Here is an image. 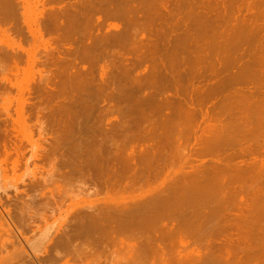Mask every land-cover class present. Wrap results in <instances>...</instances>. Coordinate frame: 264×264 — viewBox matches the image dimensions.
<instances>
[{
  "label": "rangeland",
  "instance_id": "rangeland-1",
  "mask_svg": "<svg viewBox=\"0 0 264 264\" xmlns=\"http://www.w3.org/2000/svg\"><path fill=\"white\" fill-rule=\"evenodd\" d=\"M63 1V4L68 2L74 4L76 1L80 2L83 0ZM49 2L50 0H15L13 3L14 9L9 13L3 9L2 0H0V264H123L124 262V264H128L130 261L131 262L129 264H134L130 258L134 257L133 251L136 249L135 245L137 246V239L135 240L131 238L130 240V237H128L129 235H119L120 237L117 235V240H121V245H125V241L127 240L126 246H130V248L127 247L126 249V247L123 246V248L120 245V242L116 240L117 237L114 240H110L109 237V240L106 241L105 239H108L106 236L109 235L104 236L105 234L103 235L99 231L93 230L92 235L94 232H97L96 234H98V236H100L99 233L101 234V238L98 237L100 240L97 237H94L95 242H93L94 238L91 239V237L94 235H90V238L87 239L89 236L88 232L90 233L92 230L87 233L84 231L83 234L86 235H81L82 232L80 233L81 228L79 226V221L81 220L80 217L84 214H88V211H90V213L93 211L96 212L98 207V209H102V207L104 208L105 206H112L114 204H117L120 207H128L134 200H137L136 196L138 194V198H140V196L144 197L142 194H145L146 197L150 196L152 186L156 188L162 181L165 185L163 186V189L158 188L161 192L157 189H155V192L153 189V192L165 194L167 189L165 187L168 185L167 182L169 178L171 179L177 177L178 174L179 177H186L192 164L195 166L196 164H199L197 169H202L204 164L206 165L210 162L208 160L212 161L214 158L217 156L219 157L220 154L223 155L224 153H220L217 150H214V153L212 152L210 154H206L204 152L207 142H204L206 140L203 141L202 138H205V136H203V132L206 122L201 120L199 112H197L195 116L196 120L192 123V127H194L192 128V133L190 132L186 138H180L179 141L177 139L179 138V132H177L178 129H176L177 126L174 125L172 121L170 122V125L172 123L174 126H171V132L166 134L169 141L167 139H162L159 144L160 146L158 145L159 155L157 159L159 164L157 171L154 172L157 175L153 173L157 178V182H152L155 180V177L151 174V182H149V185H151V188L149 187L150 192L146 190L148 189V185L144 183L143 180L140 181V183H136V187L134 186L135 190L134 187L129 189L131 191L127 189L128 191L126 190L124 194L122 193V195L121 192L118 195H113V192H111L112 194L109 192L106 193L104 190H100L99 192L93 183L91 184V182H88L89 180L87 181L86 179V175L90 172H87L86 169L81 167L84 161L87 162V160H94L93 157H90V154L88 153L89 150L93 149L99 140L102 141V134L104 133L101 132H107L109 131L107 129L111 128L113 130L115 129V131H113L114 133L112 134V140L110 143H120L124 139L123 142L125 141L124 143L126 144V147H128L126 150H128V152L134 151L135 156H137L139 154V150L141 149H139V147L143 144V140L141 141L139 135H134L132 133V135H134L132 136L131 133H128L126 130L122 136L121 132H119L120 126L118 125L115 114L120 112V110L127 113L124 118V123H126L124 124L125 129L127 127L133 130L145 129L149 127L148 123H143L142 121L140 122L135 116H128L129 113H132L130 111L131 107H128V105L132 106L134 104L133 101H136L134 98H137L138 96L141 98L144 97V95L140 96L142 94L146 93L147 96L152 93L158 94V92L153 90V88H151V90L148 89L151 85L147 84L145 79H140L141 76L142 78L147 79L150 72L148 71V68H146L147 71L145 70V72L149 73L141 74L145 68L143 65L140 66L137 63L138 65L135 67L133 74L138 77L139 83H143V90L146 88V90L148 89L150 92L147 93L148 91H143L142 88L141 90H136L135 83L131 84L130 81H126L125 79L121 82V88L125 90H130L129 88H131L133 92L132 99L131 97L129 98L130 100L122 99V102V100L117 98L118 96H115L116 98L114 97V99L116 100H114L111 96L113 92H110L109 89L111 86H114L113 84L111 85V79L114 80V78L119 77L120 74L115 69V67L119 65L117 63L118 57L115 59L112 54L113 52H119L125 54V57L127 55L125 51L120 50L121 48L118 45L103 48L99 46L100 44L96 45L95 38L98 36L95 32L98 31V35L100 31L101 33H106L107 31H110L108 29L111 28L108 27V25L115 26L116 24L118 28L121 27L120 29H122L123 21L121 19H108L110 21L106 20L107 22L105 20H101V23L106 22L105 25L108 23V25H106L107 29L104 23L103 25L101 24L100 27L97 26L100 19L97 20L94 27V24L91 25V23L85 22L86 20H83L82 17L86 15H82L79 16L81 18L78 17L77 20L62 19V27H60L62 31L61 29L57 31L54 30L55 34H53L54 31H48L49 34H47L45 26L48 22L46 19H48L49 16L47 9L50 4ZM197 2L198 4L202 2V4L198 7L191 8L195 13L191 11V9L188 10V7L184 9L186 21L189 24L194 25L195 23H201L200 25L203 26L202 29L205 27L208 34L212 32L213 34L215 33V35L219 34V37L222 35L223 38H226L227 34L231 35L232 33L230 34V31L234 32L235 30L236 34L238 32L245 33L246 38L248 35H255L257 32L255 36L251 35V40H246V42L243 43L242 49L244 50L247 48L245 50L246 52H249V49L256 50V53H258V56L255 55L256 61L258 60L257 57L264 56V49L262 48L264 46V38H262L264 37V0H198ZM58 4L59 1L54 0L52 5L57 6ZM170 6L171 8L173 7L171 4ZM191 13H194L193 15L197 16L194 17ZM203 13L204 16H201L203 20L202 22L200 15H203ZM97 17H99V15ZM195 18L197 19L196 21ZM199 18L200 21H198ZM86 24L87 28L85 26ZM197 24L196 26L199 27ZM88 26H91L90 29H88ZM103 26H105V29ZM206 26L207 28L209 27V29H206ZM83 28L84 30H82ZM64 29H68L70 31L66 30V33ZM252 29L253 33L251 32ZM111 30H113V28H111ZM59 31H61L60 34ZM216 32L218 33L216 34ZM61 33L64 39H55L57 35L61 36ZM73 35L74 38H72ZM82 35L84 36L81 37ZM85 35H88L92 41L88 42L89 39L86 40ZM171 35L173 38V34ZM75 36L77 41L79 39L78 42L74 41ZM85 40L88 43H86ZM219 40L221 41V38ZM221 42L219 43L221 44ZM78 43H80V45H78ZM63 44L65 47H63ZM86 44H95L97 47L96 51L92 55L93 58L91 57L90 60V56H88V53L82 48L83 45L85 47L88 46ZM68 47L69 51H67ZM142 52L139 51V53H132L130 55L131 57L129 56L132 61L129 59L128 65L135 64L136 61L133 59L136 55L140 56ZM65 57L67 59L64 60L63 58ZM261 57L259 59L262 60ZM261 60L258 61V63L256 62V64L259 66L261 64L264 65L263 60ZM139 66L140 68L142 67V69H140ZM259 66L256 67H258L257 70L259 69L258 71L261 73L263 71L260 70H263L264 66ZM102 70L106 73L104 75L106 77L108 76L107 78L102 75ZM111 74L113 75L112 77L110 76ZM135 76L134 78L137 79ZM258 79H260V81ZM262 79L264 81L263 76L259 77L257 75L255 82L259 83ZM46 82L49 83L47 85L50 87L52 86L51 89L53 90L49 91L50 93L47 91L45 92V88V90L40 89V86L42 87L44 83L46 84ZM101 82H104V85H101ZM108 83H110V85ZM129 85L131 87H129ZM92 87L95 88L93 89ZM96 87H99V91ZM105 89H109V92L107 90L109 94L105 92L106 94L104 95ZM166 90L161 91H165L161 93V97H172L174 92L169 89ZM229 90L232 91L234 88L229 87L227 91ZM141 91H143V93ZM166 92L168 94H166ZM93 93L95 98H92ZM104 96H107L108 99L104 98ZM110 96L112 97V102L114 103L116 101V104L114 103L109 105V102H111ZM171 97L168 99H171ZM130 101L132 102L130 103ZM215 101L216 100H212L210 102L208 101L203 103V108H201L203 109L202 111H205L208 107L211 109V107L214 106L211 105V103L215 104ZM128 102L130 104H127ZM146 102L147 103L145 104L149 105L148 100H146ZM145 104L143 105V109L145 112H148V106H145ZM217 105L215 104V106ZM110 106H112V108H109ZM169 112L171 113L172 110L165 109L157 113H152L150 114V119L158 122L159 124L162 113L163 115H168ZM177 119L178 117L176 116L172 117V120L175 123ZM155 127L159 128L158 125ZM153 140L158 141L157 138H154ZM248 140L251 139L248 138ZM254 140L255 139L252 141ZM245 143L246 142L243 143V146L246 145ZM249 143L252 142L249 141ZM231 148L232 150L238 151V146L235 144H233ZM225 151L227 152V150ZM260 153H262L261 156L264 160V148ZM248 158V155L245 154L243 158H236V161H240V159L247 160ZM234 161L235 159L233 162ZM160 178L162 181H160ZM141 184H146L144 185L145 188L144 186L142 188ZM95 189L97 190V193ZM133 196L134 199H132ZM245 198L243 200L246 202L243 201V203H246L248 206H243L241 210L242 212H237L235 209L230 213L228 212L229 214L227 212H222L218 215L216 214V216H214L211 220H215L214 224L217 223L215 224L216 226L213 225V222L211 224V221H209L210 223L208 222V225H210V229H208V225L205 224L202 228V233H194V236L193 230L182 221H179V223L176 220H173V222L171 219L169 220L167 218L166 220L164 219L165 222L164 220H161L160 224L163 222V224L165 223V226L167 223L172 225L174 223V230L176 229L175 232L177 235L175 238L173 237V243H171L172 241L170 242L172 246V251L170 252L172 253V259L167 260L169 256L166 254L165 256L167 258L165 256H161L165 259L160 258L155 260L156 262L153 261V264H189L192 260H197L194 259L195 256L203 257L204 255L205 257L203 258L206 259L205 264H264V212L254 211L256 208L252 206L247 198V200ZM195 203H192V205L190 203V207L196 206ZM92 208L96 209L93 210ZM178 208H189V202L184 201V203H180ZM79 213L81 215H79ZM259 214L260 217H258ZM234 215H242L241 220L238 221L240 223L233 224L232 222L230 223L232 226H226V229L223 230V220L225 219V221H227L234 219ZM253 219H256L257 221L259 219L263 222H261V224H256V226L248 225L251 224L250 220ZM77 224V234H80L77 235L78 237L75 236L76 231L73 236L72 232L74 231H71L72 229L76 230L73 226L75 225L74 227H76ZM157 224L156 228L158 230L162 225L158 224L157 226ZM259 226H261V228ZM214 227H216V229H214ZM218 227L219 231L217 230ZM163 228L158 231L161 235L164 233L162 230ZM212 229L216 230L215 232L218 236L216 233L213 235L212 232L214 231H212ZM142 231L138 229L137 233H141ZM66 232L69 233V235L71 234L70 236L72 239L66 240L69 237L65 239L66 236H69ZM114 236L116 235H112L111 238H114ZM104 237L106 238L104 239ZM102 238L104 242L101 243L100 241H102ZM96 239L99 241L97 242ZM164 240L163 243L162 241L158 242L159 246L161 247L160 244L162 243L163 246L166 245L170 248V240L168 238H164ZM223 240L226 242H223ZM130 241L133 242L131 243ZM227 241L231 242L227 243ZM129 242L131 245L135 243V245H132L134 246L133 248H131V245H128ZM204 242H207L206 245ZM178 246L180 248H178ZM177 248L179 251L176 250ZM220 248L222 249L219 250ZM194 252H196V254L198 253L200 256H194ZM189 254L192 256L190 257ZM147 261L144 264L152 263L151 259H148ZM203 261L205 260H202L201 263L199 260L201 264H204Z\"/></svg>",
  "mask_w": 264,
  "mask_h": 264
},
{
  "label": "bare ground",
  "instance_id": "bare-ground-1",
  "mask_svg": "<svg viewBox=\"0 0 264 264\" xmlns=\"http://www.w3.org/2000/svg\"><path fill=\"white\" fill-rule=\"evenodd\" d=\"M14 1L15 0H8V1L2 0L3 9L10 13L14 9V4H13ZM53 1L54 0H50L49 2L50 4L47 7L48 12H49L48 19H46V21L48 22L45 26L47 30V34H49L48 31L60 30L61 29L60 27H62V22H63L62 19L77 20L78 17L82 15H86L82 17V19L86 20L85 22L87 23H91V25L94 24L93 25L94 27L97 23V20L99 19L100 20L98 21V24H97L98 27H100V25L101 24L103 25L104 23V22L101 23L102 22L101 20L106 21L108 19H114V20L121 19L123 21L122 29H120L121 27L118 28L117 24L116 25L114 24L115 26H112V25L109 26L107 23L106 25H108V27L113 28V30H111V28L108 29L107 26L105 25V23L107 22L106 21L104 25L110 31L106 30L107 31L106 33H103V32L101 33L100 31L99 35H98V31L95 32L97 33V36H98L97 38H95L96 45L100 44L99 46L101 48L118 45L121 48L120 50L125 51L127 55L125 57V54H122L119 52H113L112 54L113 58L116 59V57H118L117 63L119 65L116 66L115 69L120 74V76L118 75L119 77H116V78L113 77L114 80L111 79L112 80L111 85L113 84L114 86L113 87L111 86L112 88L110 87L109 89H110V92L114 93V94L113 93L111 94L113 99L115 96L116 97L118 96L117 98L119 100H122V99L130 100L129 99L130 97L132 99V93H133L132 89L129 88L130 90L128 89L125 90L121 88L122 87L121 82H123V80L125 79L126 81H130L131 84L135 83L136 87L135 86L134 87L136 90H139V89L141 90L143 83L142 82L139 83L138 77H136L133 74L135 71L134 69L138 64L140 66L143 65V67L145 68L144 71L141 72V74L142 73L148 74L150 72L148 74L149 76L146 75L148 77L147 79L142 78V76L140 79L142 80L145 79L146 80L145 82L151 85V87L148 89L151 90V88H153V90L158 92V94L152 93L151 95H147V96H146V93L142 94L140 96L144 95V97L141 98L138 96L137 98H134L136 99V101L132 100L134 103L133 105L131 104L132 106L128 105V107H131L130 111L132 112V113H129L128 116L129 115L135 116L137 120H139L140 122L142 121L143 123H148L149 127L145 129H135V130L128 128V127L125 129L124 124L126 123H124L125 122L124 118L126 117L127 113H124L123 111L120 110V112L115 114L116 120L118 121V125L120 126L119 132H121L122 136L126 130L128 131V133H131V135L132 133L134 135L135 134L139 135L141 138V141L143 140L142 142L144 145L142 144V146L139 147V149L140 148L141 149L139 150V154L137 156H135L134 151L128 152V150H126L128 147H126V144L124 143L125 141L123 142L124 139L120 143H117V142L110 143V141L112 140V134L114 133L113 131H115V129L113 130L111 128L110 129L108 128L107 130L109 131L107 132H101V133H104L102 134L103 136V139L101 138L102 141L99 140L98 143L95 144V147L93 149L90 148L91 150H89L88 153L90 154V157L94 158V160L93 161L87 160V162L84 161L81 167L83 169H86L87 172L92 173V174L90 173L87 174L86 179L87 181L89 180L88 182H91V184L93 183V185L96 187V189H98L99 192L100 190H104L106 193L113 192V195H118L121 192V195H122V193L124 194V192L127 189L129 190L130 188H133L137 182L140 183V181L142 180L144 183L148 185V189L146 190L150 192L149 190L151 188V185H149L150 184L149 182H151L150 177H152L151 174L157 171L158 164H159V161L157 159L159 155V146H160L159 144L161 143L162 139H167V140L169 139L166 137V134L168 132H171L170 127L171 126L173 127L174 125L177 126L176 129H178L177 132H179V138H177L178 141L180 140V138H184V137L186 138L188 134L193 130L192 128H194L192 127V123L196 120L195 116L197 112H199V116L201 117V120L206 122V126L203 132V136H205V138H202L203 141L206 140L204 142H207V145H205L206 149L204 150V152L206 154H210L214 150L215 151L217 150L220 153L221 152L224 153L223 155L220 154L219 157L217 156L212 161L208 160L210 162H208L206 165L204 164V167L202 169H197L199 164L198 165L196 164V166L192 164V166H190L189 173H187L186 171V173L188 174L186 177H179V174L177 173L178 176L175 175L177 177H174L171 179L169 178L168 182L166 181L168 185H166L165 187L167 188L165 194L160 193L161 190H159L160 188L163 189V186L165 185L162 179L160 178L161 179L160 181L162 182L159 183L157 187L155 186L156 188H154V186H152L151 188L152 192H153V189H154V192L156 191L155 189H157L158 191H160V192L157 191L160 194L151 192L150 196L146 197L145 194L141 193L142 196L144 195V197L140 196V198H138L139 197L138 196L139 194H138L136 196L137 200H134L133 202L131 201L132 203L130 202L131 204H129L130 206L128 207H120L119 205L114 204L112 206H107V207L104 205L105 207L104 208L102 207V209H98L99 208L98 207L97 208L98 210L96 208H92L93 210L96 209V212L92 210L93 212L90 213V211H88L87 212L88 214H84L82 215V217H80L81 220L79 221L80 223L79 226L81 229L80 228L79 229L81 230L80 233L82 232L81 235L83 234L84 231L87 233L88 231L92 230L90 231L91 234L88 232L89 236L87 237V239H89L90 235H92L93 230H97L101 234L103 235L105 234L104 236L109 235V236H106L108 239H105L106 237H104L106 241L109 240V237H110V240L111 239L114 240L117 237L116 238L117 240L119 235H127V236L129 235L128 237H130V240L131 238L135 240L137 239V243H136L137 246L135 245V243L132 244V245H135V248H136L133 251L134 257L130 258L132 262L134 264H144L148 259H151L152 260L151 264H153V261L156 262L155 260L162 258L161 256H165L166 254L169 256V258L165 256L167 260L172 259V256H171L172 253H170L172 251L171 243H173V239L177 235V233L175 232L176 229L174 230V227H175L174 223L173 225L167 223L168 225L166 224L165 226V223L163 224V222L162 224H160L161 220H164V219L166 220L167 218L169 220L171 219V221L173 220H176L177 222L182 221L185 225H187L189 228L193 230V236H194L195 235L194 233L201 234L202 228L205 226V224L208 225V222L211 221L212 218L216 216V214L218 215L219 213H222V212L230 213L232 212V210H235V209L237 212H242L241 211L242 207L248 206L246 205V203H243V201H245L243 200L245 197L249 200L252 206L256 208L254 211L264 212V160H263V157L261 156L262 153H260L264 148V112H263L264 111V81L262 79V81L259 83L255 82L257 75L259 77L263 76L264 78V73H263L264 69L262 68L263 70H260V71H263L261 73L258 71L259 69L257 70L258 67L256 66H259V65L256 64V62L258 63V61L261 60L259 59L261 56L257 57L258 60L256 61L255 55L258 54L256 53V50L253 49L254 50L253 51L252 49H249V52H246L245 50L247 49L246 47L248 45L245 47L246 49L244 50L242 49L243 43H245L246 40L248 41L251 40L250 38L252 34L250 36L248 35L246 38V34L243 32H238L236 34L235 32L236 30L234 32L230 30H226V31H230V34L231 33L232 34L229 35L227 34L228 33L227 32L226 38L224 37L225 38L224 39L222 35L221 37H219L220 35L217 34L218 32H216L217 35H215V33L213 34L212 32L208 34V31L205 30V27L204 29H202L203 26L200 25L201 23L200 24L195 23L194 25L189 24L186 21V16H185L186 14L184 12V9L188 7V10H189L191 8L200 6L202 2L198 4L197 2L198 0L197 1H194V0H83L80 2L76 1L74 4L73 3L71 4V2L63 4L64 2L63 0H58L59 4L57 6L52 5ZM170 4L174 8L173 7L171 8ZM191 11H193V9H191ZM193 14L191 13V15ZM98 15L99 17H97ZM201 16L203 17L204 13L203 15H200V17ZM202 17H201V21L203 22ZM196 20L197 19L195 18V21ZM198 21H200V18L198 19ZM196 24L199 25V27L200 26L201 27L199 28L198 26H196ZM85 26L87 28V24ZM105 26H103L104 29H105ZM207 26H206V29H209V27L207 28ZM90 27L88 26V29H90ZM227 28H230V27H227ZM246 28H245V31H246ZM66 30L65 32L67 33ZM82 30H84V28ZM96 30H97V27H96ZM55 31L53 34H55ZM61 31H59V34ZM251 32L253 33V29ZM171 34H173V38L171 37L172 36ZM256 34L257 32L255 33V35ZM255 35H252V36H255ZM83 36L84 35H82L81 37ZM87 36H86V40L89 39L88 42L92 41L90 40V37L88 36L87 38ZM61 38H63L62 33H61V36L57 35L55 37V39L57 40ZM72 38H74V35ZM220 38L222 42L219 40ZM76 39L77 38L75 36V40L74 39L73 40L77 41ZM86 40L85 42L88 43ZM219 42H221V44ZM78 45H80V43H78ZM94 45L95 44H89L86 47L84 45L82 47L84 51L88 53V56H90L89 60L91 59L93 53L96 51L97 47L96 45L95 46ZM63 47H65V45ZM77 47H80V46H77ZM66 48H67V44H66ZM262 48L264 49V46ZM251 50L253 51V53ZM67 51H69V47ZM139 51L141 52L143 51V52L141 53L140 56L136 55L135 58L133 59L136 61V63L132 65H128L129 59H131L130 55L134 52L139 53ZM257 51H258V48H257ZM102 54H103V50H102ZM261 58L264 62V59H263L264 56H262ZM63 59L65 60L67 58L65 57ZM262 65L263 64H261L260 66L263 67L264 65L263 66ZM146 68H148V71H149L148 73L145 72ZM140 69H142V67ZM102 71H103L102 75L106 74L104 73V70ZM132 74H133V77H132ZM110 76L112 77L113 75L111 74ZM134 76L137 79H135ZM103 78H100V79H103ZM258 80L260 81V79ZM47 84L49 83L47 82L46 84L44 83L42 87L40 86V89L41 90L46 89L45 92L47 91L48 93H50L49 91H52L53 89H51L52 86L50 87ZM108 84L110 85V83ZM101 85H104V82L103 83L101 82ZM129 87L131 86L129 85ZM229 87L234 88V90H232L233 92L230 90L227 91ZM109 89H107L108 92H109ZM148 89L146 90L145 88L144 90L148 91L147 93H149L150 90ZM166 89H169L170 91L174 92L172 97L167 96L168 98L171 97V99H168L167 97H164V96L161 97L162 95L161 93L165 92V91L163 92L161 91L166 90ZM107 90L106 89L105 91L103 90L104 95L108 93ZM143 91L141 92L143 93ZM94 93H93L92 98L94 97ZM166 94L168 93L166 92ZM95 95H98V94H95ZM112 97L110 98L111 102H109V105L114 104L116 102V101L114 103L112 102ZM119 97H122V98H119ZM104 98L108 99L107 96H104ZM96 100H100V99H96ZM110 100H107V101H110ZM146 100H148L149 105L145 104L147 103ZM212 100H216L215 101L216 103L214 102L216 105L219 101L218 105L215 106V104L211 103V105H214L211 107L212 110L208 107L209 110L207 108L206 110L204 109L205 111H202L203 110L201 109L203 108L202 104L208 101L210 102ZM132 101H130V103ZM130 103L128 102L127 104H130ZM144 104L145 106H148V109H147L148 112L144 111L143 109ZM109 108H112V106H110ZM165 109H171L172 112L171 113L169 112L170 114L168 113V115L166 114L163 115L162 113V116L159 120V124L158 122L152 121L150 119V114L157 113ZM110 112H111V109H110ZM173 116L178 117L176 123L173 122L172 120ZM171 121L174 125H172V123L170 125ZM157 125L159 126V128L155 127ZM154 138L155 139L157 138L158 141H154L153 140ZM248 138H250L251 140H248ZM253 139H255L256 142L255 140L252 141ZM259 140H260V143H259ZM249 141L252 143L253 142L255 143L252 144V143H249ZM244 142H246L245 146H243ZM233 144L238 146L237 148L238 151L232 150L231 147ZM225 150H227V152ZM245 154H247L249 157L247 160L240 159V161H236V158L237 159L243 158ZM234 159L235 161L233 162ZM154 174H153V177H155V180L152 182L155 183L157 182V178L155 176L157 174L155 175ZM144 185H142V188ZM135 187H134V190H135ZM164 192H165V189H164ZM96 193H97V190H96ZM134 196L133 198L132 197L131 198L134 199ZM184 201L189 202V208L187 209L178 208L180 203L182 202L184 203ZM190 203L191 205L192 203H195L196 206L190 207ZM244 209L247 210L246 208ZM260 214L258 217H260ZM79 215L81 214L79 213ZM234 217H235L234 219H230L227 221H225V219L223 218L224 219L223 226H222L223 230L226 229V226L229 227L231 225L230 223L232 222L233 224L240 223L238 221L241 220L242 215L241 216L234 215ZM256 217H257V214H256ZM77 219L76 221L78 222L79 219L78 220ZM259 219L258 221L256 219L250 220L251 224H248V225L256 226V224L258 223L261 224V222L263 221ZM214 221L215 220L211 221V224L212 222H213V225L217 224V223L214 224ZM155 223L156 224L158 223L162 225L163 227L164 226L165 227L163 228L161 226L157 230ZM74 226L73 228H75L76 230H73V229L71 230V231H74L72 232V236L75 233V231H76L75 236L80 235V234H77L78 224L76 225V227ZM209 226L210 225L207 226L208 229H210ZM259 227L261 228V226ZM161 228H163L162 230L164 231L163 235H161L160 232L158 233V231ZM138 229H140L141 231L142 230L144 231H142L141 233H137ZM214 229H216V227H214ZM214 229H212V231H214L212 232L213 235L214 233H216L215 232L216 230ZM217 230L219 231V227ZM96 233L94 232L93 234L94 236L92 235L93 237H91V239H93L94 237L101 238V234L99 233L100 236H98V234ZM67 234L69 235V233ZM70 235L66 236L65 239L67 237L69 238H67L66 240L72 239ZM84 235L86 234H83V236ZM112 235H116V236H114V238H111ZM212 237H211V240H212ZM164 238H168L170 240V241L168 240L169 243L172 241L169 244L170 248H168L169 246L167 247L165 243H164L165 246H163L162 243H163ZM246 238H249V237H246ZM98 239H96L97 242L100 240ZM93 240H94L93 242H95V238ZM117 241L120 242V245L122 244L121 240H117ZM126 241H125V245H121V246L122 247L124 246L127 249V247L130 248V246H126ZM159 241H162V243L160 244L161 247L159 246V243H158ZM224 241L225 240H223V242ZM100 242L101 243L104 242L103 238H102V241ZM130 242L128 243V245H131L133 241L131 243ZM229 242L227 241V243ZM132 245H131V248L134 247ZM178 248L180 247L178 246ZM178 248L176 250L179 251ZM221 249L222 248H220L219 250ZM194 253H193L194 256L199 255L198 253L196 254V252ZM195 257L194 259H197V260H192V262H190L191 264H201L202 260H205L203 261L205 264L206 259L203 258L205 257V255L203 257L200 256L201 258L197 256ZM162 259H165V258H162ZM198 259L201 261V263L199 262Z\"/></svg>",
  "mask_w": 264,
  "mask_h": 264
}]
</instances>
